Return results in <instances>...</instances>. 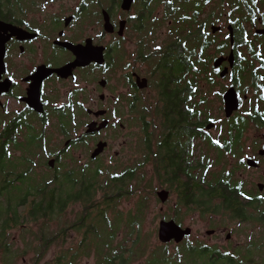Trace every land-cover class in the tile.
<instances>
[{
  "label": "flooded vegetation",
  "instance_id": "flooded-vegetation-1",
  "mask_svg": "<svg viewBox=\"0 0 264 264\" xmlns=\"http://www.w3.org/2000/svg\"><path fill=\"white\" fill-rule=\"evenodd\" d=\"M72 1L58 10L49 7L54 0H25L28 6L20 12L10 9L0 17L23 30L6 40L0 70V255L5 261L28 251V210L41 203L62 204L58 219L80 207L67 226L59 223L56 234L78 232L71 251L85 250L91 216L82 214V200L75 197L84 178L76 166L90 164L101 175L109 173L102 160L121 158L114 149L120 135L127 165L108 175L138 169V160L148 157L160 185L157 195L166 190V200L175 195L176 205L186 206L180 189L161 183L156 172L173 170L179 157L182 177L190 174L192 185L201 186L206 172L207 180L228 187L236 177L248 191L247 202L264 197V176L256 181L262 189L247 188L250 179L234 172L236 166L264 175V8L238 31L229 14L219 22L205 12L198 24L188 23L186 0H132L129 8L123 0ZM213 25L220 28L213 31ZM232 90L237 108L227 114L225 95ZM54 140L62 144L44 145ZM99 142H106L103 150L91 157ZM80 148L84 161L83 152L76 153ZM65 157L72 164L65 165ZM29 179L47 184L53 198L28 197ZM65 186L70 198L60 199ZM171 218L183 226L177 214L161 219ZM209 226L207 234L220 227L216 221ZM192 232L169 243H181ZM232 237L228 229L227 247Z\"/></svg>",
  "mask_w": 264,
  "mask_h": 264
},
{
  "label": "trees",
  "instance_id": "trees-1",
  "mask_svg": "<svg viewBox=\"0 0 264 264\" xmlns=\"http://www.w3.org/2000/svg\"><path fill=\"white\" fill-rule=\"evenodd\" d=\"M186 3L188 23L198 24L199 17L207 12L208 7L210 9L223 8L222 13L232 17L233 25L238 31L246 27L249 16L261 13L258 8H264V0H186ZM24 6H28L25 0H0V17H7L10 9L18 13ZM177 6L178 16H180L183 4L179 3ZM173 7H175L174 4H172ZM208 43V40H204L205 47ZM32 149V144H28V150ZM149 160L148 157L139 159L138 169L127 168L107 175L106 178H102L103 175L100 174L99 169L93 168L90 164L76 166V174L84 178H82L81 187H76L75 197L82 200L84 205L82 214L91 216L88 227L90 242L85 244L83 252H62L53 264H75L78 257L91 254L96 257V264H264V199L253 196L251 201L247 202L244 194L248 191L242 188L241 182L236 177L231 187H228L219 181L216 183L207 180L206 172H204L202 185L199 186L196 183L192 185L190 174H185L184 179L182 177L184 169L180 161L181 157L175 160L176 168L173 170L156 172L161 183L169 182V185L180 189L183 203L188 208L199 211L203 216H209L211 225L215 224L216 215H222L223 218L228 217V219L237 221L238 224L246 221L260 224L263 227L262 233L260 236H257L255 232L252 235L246 233L247 241L237 242V244L231 241L229 247L224 246L223 248L209 245L200 239L193 241L189 237L175 244L174 246L178 249L172 253L167 247L169 242L153 245L150 234L144 231L149 206L148 195L145 193L146 189L142 187L143 175L137 173ZM26 190L28 197L52 199L54 196V191L47 189V184L43 181L34 183L29 179ZM142 190L143 193L139 195L134 206L128 210L117 206L118 199ZM67 193L66 186L61 188L59 198L69 199L70 196ZM213 199L220 201L214 203ZM63 208L62 204L56 206L41 203V205L29 207L28 216L32 220L40 217L53 220L57 211ZM236 229L232 230L237 232ZM40 231L42 234L38 235L39 248L44 249L57 236L48 235L46 224L40 228ZM65 233L62 229L59 237H65ZM92 249L94 250L91 253Z\"/></svg>",
  "mask_w": 264,
  "mask_h": 264
},
{
  "label": "rangeland",
  "instance_id": "rangeland-1",
  "mask_svg": "<svg viewBox=\"0 0 264 264\" xmlns=\"http://www.w3.org/2000/svg\"><path fill=\"white\" fill-rule=\"evenodd\" d=\"M68 4L73 3L72 0H54V3L49 4V7L60 9V4ZM222 10V11H221ZM223 8H212L208 7L207 13L209 16L211 15L212 18L218 19L219 22H222L224 17L226 16L224 13ZM221 20V21H220ZM122 140L121 135L118 137V139L114 142V149H120V156L121 158H114L115 160H109L108 157H105L102 160V166L104 168H107V171L109 173L120 170L125 168V163L127 162V153L125 149H121L120 141ZM62 144L59 140H54L53 142H46V145L48 146H58L59 144ZM50 146V147H51ZM83 152V161L85 157L84 150L76 149V153ZM80 161V160H79ZM78 160H75L74 164H79ZM131 164L134 159H129ZM63 162L65 165L72 164L73 160L69 157H65L63 159ZM238 162V159L235 158L233 160V163L236 164ZM242 169V168H241ZM239 170L238 167L235 166V174L241 175L245 179H250V182H247V188H250L251 185L255 188L257 186L256 181L261 180V178L264 176L259 171H254L252 173L251 171H243ZM243 171V172H242ZM109 173L103 174L102 178H106V176ZM138 174L143 175V183L142 187L144 190L146 189V194L148 195V208L146 213V219L144 223V231L150 234L151 243L153 245H157L162 243L158 239V224L162 217L165 216H172L174 214H177L179 218L182 220L183 226H191L192 228V234L189 236L190 240L195 239H202L205 243H208L210 245H216L218 247L223 248L224 246H228V243H226V233L227 230H231L233 234V242L237 244V242H244L247 241L246 236L248 233L252 235L253 232L257 233V236L261 235L262 226L260 224H254L249 221L243 222L241 224H238L237 221L228 219V217L223 218L222 215H216V222L220 226L217 231H215L212 234H207V229L210 228L209 226V216H203L199 211L194 210L192 208H188L184 205H176L175 204V195H172L169 197L165 202H162L157 195V190H159V183L158 178L153 174L151 171L150 163H146L144 167L140 168L139 171H137ZM255 183V185H254ZM151 184V185H150ZM150 186V187H149ZM253 188V189H254ZM258 188V187H257ZM143 193L142 191H139L137 193H130L128 195H125L124 197L118 199L117 206L119 208H122L123 210H128L134 204L136 203L137 199L139 198V195ZM80 209L79 206H74V208H70L63 214V217L61 219L55 218L53 220H45V219H39L38 221L34 220H28V225L30 226V230L28 231L26 241L28 242V251L25 254H19L16 255L10 263L8 261H5V257L0 255V264H53L56 257L61 254L62 252H73L71 251L76 248V245L80 239V234L74 230H67L65 237H59V235L56 234L58 231L59 223L60 225L67 226L73 219L75 215H77L78 210ZM210 215V214H208ZM224 220V221H223ZM221 223L225 224L220 225ZM46 224L48 229V235L51 236H57L56 239L47 247V248H39V240H38V231L39 226L42 228ZM223 226V227H222ZM237 228V229H236ZM232 229H236L237 232L233 231ZM241 229V230H240ZM240 231V232H239ZM18 233V232H17ZM56 234V235H55ZM17 242L19 243L20 240L18 239ZM173 243H168V250L169 252H173L176 249V246ZM94 249L91 250V253ZM41 254V255H40ZM40 255V256H39ZM96 257L94 254H91L89 256H80L78 257L75 264H96ZM138 264V263H133Z\"/></svg>",
  "mask_w": 264,
  "mask_h": 264
},
{
  "label": "water",
  "instance_id": "water-1",
  "mask_svg": "<svg viewBox=\"0 0 264 264\" xmlns=\"http://www.w3.org/2000/svg\"><path fill=\"white\" fill-rule=\"evenodd\" d=\"M132 0H123V7L129 8ZM220 28V26L213 25L212 30L216 31ZM231 37L233 39V31L232 26L229 25ZM10 31V32H9ZM20 31H23L21 28L16 27L15 25L8 23L0 18V70L3 69V57L5 53V43L6 40L10 37L13 33H18ZM260 32H264L263 30H260ZM232 55V53H231ZM226 98V112L227 114H230L234 109L237 108V98L235 96V92L228 91L225 95ZM106 142H99L97 147L94 149V151L91 154V157H95L97 154H99L105 145ZM250 162V160H249ZM53 164V162H51ZM258 189L263 188L262 183L257 184ZM158 195L161 198L162 201H165L168 194L166 190H160L158 191ZM192 231V228L190 226H182L180 225L175 219H161L158 224V239L162 243L169 242L171 240H174L175 242H180L185 235H189ZM227 236H230V233L227 234Z\"/></svg>",
  "mask_w": 264,
  "mask_h": 264
},
{
  "label": "snow or ice",
  "instance_id": "snow-or-ice-1",
  "mask_svg": "<svg viewBox=\"0 0 264 264\" xmlns=\"http://www.w3.org/2000/svg\"><path fill=\"white\" fill-rule=\"evenodd\" d=\"M215 143L219 144V141H215ZM9 155H11V153H9ZM249 199H251V197H249ZM260 199H264V197H260Z\"/></svg>",
  "mask_w": 264,
  "mask_h": 264
}]
</instances>
